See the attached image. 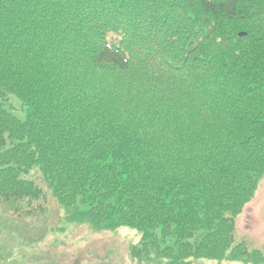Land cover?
<instances>
[{
	"label": "trees",
	"instance_id": "trees-1",
	"mask_svg": "<svg viewBox=\"0 0 264 264\" xmlns=\"http://www.w3.org/2000/svg\"><path fill=\"white\" fill-rule=\"evenodd\" d=\"M263 181L264 0H0V198L17 216L49 193L66 223L138 230L146 264H261L235 232Z\"/></svg>",
	"mask_w": 264,
	"mask_h": 264
},
{
	"label": "rangeland",
	"instance_id": "rangeland-1",
	"mask_svg": "<svg viewBox=\"0 0 264 264\" xmlns=\"http://www.w3.org/2000/svg\"><path fill=\"white\" fill-rule=\"evenodd\" d=\"M11 102L15 105L13 112L25 118L26 108L20 100L12 97ZM28 178L46 192L36 168ZM46 194L44 213L29 219L16 217L13 208L18 204L0 198V264H146L130 255V245L140 242L138 230L123 227L110 232L94 229L88 223H66L64 210ZM240 241L264 254V181L237 218L235 242ZM192 264L248 263L199 259Z\"/></svg>",
	"mask_w": 264,
	"mask_h": 264
},
{
	"label": "water",
	"instance_id": "water-1",
	"mask_svg": "<svg viewBox=\"0 0 264 264\" xmlns=\"http://www.w3.org/2000/svg\"><path fill=\"white\" fill-rule=\"evenodd\" d=\"M242 35V34H241Z\"/></svg>",
	"mask_w": 264,
	"mask_h": 264
}]
</instances>
